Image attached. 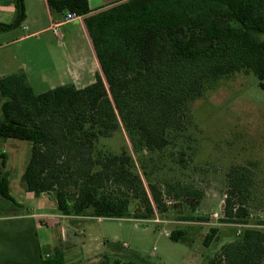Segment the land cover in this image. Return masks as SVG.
<instances>
[{
	"label": "trees",
	"instance_id": "16d2710c",
	"mask_svg": "<svg viewBox=\"0 0 264 264\" xmlns=\"http://www.w3.org/2000/svg\"><path fill=\"white\" fill-rule=\"evenodd\" d=\"M45 1L51 12L82 16L100 70L83 88L70 82L41 93L24 72L0 77V138L32 145L25 189L35 196L57 191V210L72 217L152 219L171 207L169 196L192 211L183 220L208 221L196 212L203 190L159 172L167 163L184 170L194 160L192 104L220 80L253 73L264 89V0H125L96 10L89 0ZM12 3L15 17L0 31L26 19L24 0ZM122 130L128 146L103 142ZM7 162L0 151V206L9 209L22 204L10 192ZM255 167L229 169L222 222L260 220L201 264H264V176ZM112 196L135 200L133 214ZM219 230L211 227L203 244ZM185 236L170 234L173 241ZM43 264H65L62 251ZM98 264L136 263L103 253Z\"/></svg>",
	"mask_w": 264,
	"mask_h": 264
},
{
	"label": "rangeland",
	"instance_id": "374dc122",
	"mask_svg": "<svg viewBox=\"0 0 264 264\" xmlns=\"http://www.w3.org/2000/svg\"><path fill=\"white\" fill-rule=\"evenodd\" d=\"M40 39L46 45H53L50 52L56 54L58 38L52 30L43 32ZM42 89L43 86L36 91ZM192 115L198 138L194 160L181 171H174L171 163H167L159 176L168 173L167 177L201 188L204 196L196 212L207 214L208 221L183 220V216L192 211L185 203L169 196L171 207L165 213H156L152 219L85 217L80 227H72L69 221L62 220L63 225L77 234V239L74 237L73 244L66 250V260L70 264H85L86 260L87 264H98L100 258H92L103 253L112 262L120 259L136 264H201L224 243L237 238L238 227L222 222L220 209L226 199L227 174L231 166L251 163L264 176V89L253 73H237L220 80L205 96L194 101ZM103 142L115 150L128 146L123 130ZM31 147L30 141L0 138V151L9 158L7 169L12 168L15 199L25 201L19 207L11 202L8 204L14 207L9 209L0 206V264H38L34 219L25 216L31 213L32 203L21 198L24 197L21 175L26 161L30 160ZM112 203L132 215L136 201L112 196ZM256 206L260 208L262 204ZM258 220L255 215L250 224ZM211 227L220 228L218 237L205 246L203 241ZM173 230H183L186 241H173L170 238ZM46 258L50 257L46 255Z\"/></svg>",
	"mask_w": 264,
	"mask_h": 264
},
{
	"label": "crops",
	"instance_id": "0c3cea01",
	"mask_svg": "<svg viewBox=\"0 0 264 264\" xmlns=\"http://www.w3.org/2000/svg\"><path fill=\"white\" fill-rule=\"evenodd\" d=\"M121 1L125 0H89V5L92 10H96ZM24 2L26 19L23 24L11 30L0 31V77L24 72L35 91L38 87H44L43 91H36L37 93L70 82L78 88L95 82L96 74L100 70L99 64L82 18L64 21L66 12H51L45 0H24ZM14 17L15 7L12 0H0V23H10ZM55 24H58V34L53 33L58 38V42L55 47L57 52L52 54L50 48L53 45H46L41 41L40 35L51 31ZM28 162L26 161L24 171ZM8 171L10 192L15 198L12 168H8ZM21 190L24 194L21 198L32 203L29 207L31 213L25 216L34 219L37 249L41 260H44L46 255L53 259L59 248L63 253L64 263L70 264L66 260V250L73 244V238L77 239V234L72 233L73 231L61 221L67 220L72 227H80L85 217L60 214L56 200L50 195L35 196L27 191L25 186ZM20 203L24 205L25 201ZM37 209L39 212L36 211ZM98 258L100 257L92 259Z\"/></svg>",
	"mask_w": 264,
	"mask_h": 264
},
{
	"label": "built area",
	"instance_id": "2783aa9c",
	"mask_svg": "<svg viewBox=\"0 0 264 264\" xmlns=\"http://www.w3.org/2000/svg\"><path fill=\"white\" fill-rule=\"evenodd\" d=\"M81 18H82V16L77 14L76 12H67L65 17H64V21H75V20H79ZM52 30L55 34H58V24H55L54 27L52 28ZM223 207H224V202L221 205V209H220L221 212L220 213H223ZM214 216L218 217V213H215ZM221 216L223 218L224 214H221ZM236 226L238 227L237 234H240L243 227L251 226V224H237Z\"/></svg>",
	"mask_w": 264,
	"mask_h": 264
},
{
	"label": "water",
	"instance_id": "95a60500",
	"mask_svg": "<svg viewBox=\"0 0 264 264\" xmlns=\"http://www.w3.org/2000/svg\"><path fill=\"white\" fill-rule=\"evenodd\" d=\"M52 198H57V191H54L53 193H52V195H50ZM73 197H75V195H72ZM140 226L141 227H144L145 225H142V224H140Z\"/></svg>",
	"mask_w": 264,
	"mask_h": 264
},
{
	"label": "flooded vegetation",
	"instance_id": "af4514ba",
	"mask_svg": "<svg viewBox=\"0 0 264 264\" xmlns=\"http://www.w3.org/2000/svg\"><path fill=\"white\" fill-rule=\"evenodd\" d=\"M38 257H39L38 264H43V262L47 259V258H45L44 260H41V257L40 256H38Z\"/></svg>",
	"mask_w": 264,
	"mask_h": 264
}]
</instances>
